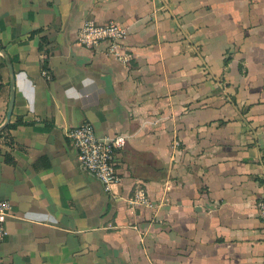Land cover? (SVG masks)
<instances>
[{"label":"crops","instance_id":"obj_1","mask_svg":"<svg viewBox=\"0 0 264 264\" xmlns=\"http://www.w3.org/2000/svg\"><path fill=\"white\" fill-rule=\"evenodd\" d=\"M88 21L135 58L79 45ZM0 43L1 264H264V0H0ZM10 100L0 55V126ZM84 123L128 139L112 192L68 139Z\"/></svg>","mask_w":264,"mask_h":264},{"label":"built area","instance_id":"obj_2","mask_svg":"<svg viewBox=\"0 0 264 264\" xmlns=\"http://www.w3.org/2000/svg\"><path fill=\"white\" fill-rule=\"evenodd\" d=\"M126 38L127 30L120 23L111 21L101 25L95 21H88L79 30L77 43L89 49L96 48L100 44H106L108 54L127 65L135 56L124 50L123 43ZM46 58L47 55L44 54V60ZM42 77L48 81L52 80L53 77L47 67L42 69ZM67 136L77 151L78 159L83 167L103 184L106 192H112L113 188L122 181L115 159L117 153L126 147L127 137L116 135L105 140L99 139L91 123H84L71 128ZM178 144L179 142L175 145ZM131 203L133 206H152L142 189L136 192ZM11 214V205L6 201H0V248L9 235L7 221ZM259 214L264 225V197L259 203Z\"/></svg>","mask_w":264,"mask_h":264},{"label":"water","instance_id":"obj_3","mask_svg":"<svg viewBox=\"0 0 264 264\" xmlns=\"http://www.w3.org/2000/svg\"><path fill=\"white\" fill-rule=\"evenodd\" d=\"M0 55L5 59L9 71H10V78H11V100H10V105H9V110H8V114H7V118L5 123L0 126V133H2L3 131H5L9 126L10 122H11V118H12V113H13V108H14V101H15V73L13 70V65L8 57V55L4 52V51H0Z\"/></svg>","mask_w":264,"mask_h":264},{"label":"trees","instance_id":"obj_4","mask_svg":"<svg viewBox=\"0 0 264 264\" xmlns=\"http://www.w3.org/2000/svg\"><path fill=\"white\" fill-rule=\"evenodd\" d=\"M2 50H4V47H3V45L0 43V51H2ZM13 127H15V125L10 124V126H8V129H7L6 131H3L2 133H0V139L6 134V132H7L9 129H11V128H13Z\"/></svg>","mask_w":264,"mask_h":264}]
</instances>
